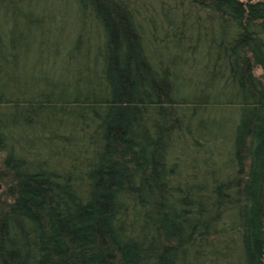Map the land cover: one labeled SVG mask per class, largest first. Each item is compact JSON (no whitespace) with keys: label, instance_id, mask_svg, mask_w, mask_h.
<instances>
[{"label":"trees","instance_id":"16d2710c","mask_svg":"<svg viewBox=\"0 0 264 264\" xmlns=\"http://www.w3.org/2000/svg\"><path fill=\"white\" fill-rule=\"evenodd\" d=\"M32 1L0 0V13L14 21L3 28L6 20L0 16V151L5 154L0 162V241L16 213L32 210L22 195L46 184L42 174L83 167L84 159L97 153L128 160L138 153L131 145L136 136L168 148L160 165L145 166L135 176L146 193L159 194L170 183L179 187L183 200L215 214L223 209L219 192L224 190L232 202L228 231L249 235L256 212L264 241V151L257 191L249 193L245 186L234 189L229 145L209 131L196 113L208 108L223 111L221 98L227 95L251 98L257 105L238 154L242 161L252 157L255 137L264 129L259 110L264 78L257 75L261 65L248 32L224 7L228 0H65L77 8L83 28L76 26L74 37H62L69 19L64 13L59 34L50 37L49 30L35 48L30 33L44 27V17L34 15ZM249 22L262 23L253 16ZM32 54H44L47 65L62 56L79 68L69 80L63 72L45 86L30 85L22 65ZM51 69L44 71L46 76ZM175 82L182 87L180 96L171 89ZM146 106L167 114H159V120L140 116ZM55 150L70 163L60 167L53 157ZM150 157L154 162L157 155ZM109 163L111 168L98 175L93 208L77 204L79 214L65 223L53 204L42 211L47 233L38 248L45 252L44 262L34 255L13 264L139 263V248L118 244L112 228L115 192L128 170ZM160 168L173 175L161 176ZM198 219L194 215V221ZM173 222L160 229L162 247L150 264H173L179 258L174 247L189 229Z\"/></svg>","mask_w":264,"mask_h":264},{"label":"rangeland","instance_id":"374dc122","mask_svg":"<svg viewBox=\"0 0 264 264\" xmlns=\"http://www.w3.org/2000/svg\"><path fill=\"white\" fill-rule=\"evenodd\" d=\"M32 2L36 4L35 8L33 7V10L35 9L34 15L39 17L42 14L44 17V27L40 29L41 31L35 29L30 33L32 44H34L33 48L37 47V44L45 37L43 34L48 33L49 30L50 37L59 34L57 27L63 23L62 20L65 17L63 18L62 14L64 13H68L69 19H67V30L63 32L62 37H74L76 26L80 29L83 28L81 18L76 17L77 8L73 2H65V0L47 4H39L40 1L37 0ZM26 4H30V2ZM224 7L235 16L236 20L248 32L250 44L257 61L261 65L257 70V75L264 78V0H228ZM0 16L6 20L3 28L7 24L10 28L14 24V21L12 22V19L4 16L3 13H0ZM249 16L257 18L262 23L252 24L249 22ZM7 30L11 29H6V32ZM64 48L65 45L62 49ZM43 50L44 54L48 56L47 47H44ZM44 54L38 57H34L32 54L27 59L28 61L22 65L26 70L24 80L30 85L40 86L42 84L45 86L46 83H52L53 78H59V74L64 76L63 72L66 74L64 78L69 80L73 77V72L79 68V64H70L62 56L56 60H50L52 65L50 63L47 65L44 61L46 60ZM33 57L34 59H32ZM49 66L52 69L51 71L48 70L50 75L46 76L44 71ZM171 89L177 92L179 96L182 94V87L178 82H175ZM221 105L223 107L221 112L208 108L198 110L196 113L209 131L221 142L229 145L231 150L230 168L236 174L230 185H233L234 189L245 186L249 193H254L257 191L261 176L264 129L261 134L258 133L255 137L253 155L249 160L242 161L240 159L238 148L245 127L257 104L244 95H227L221 98ZM259 110L260 120L264 124V93L259 103ZM138 114L140 116L145 114L151 119L157 118L159 120V114H167V112L164 109L146 106ZM131 142L138 153L133 154L128 160L112 158L106 152L97 153L91 155L88 161L84 159L85 165L83 167L70 165L71 167L65 170L42 174L46 184H42L43 187L36 191H29L26 194L24 191L22 195L25 203L28 205L30 203L32 210L28 212L25 208L22 213H16L2 234L0 241L2 262L13 264L15 259H21L25 262V260L29 261L32 256L36 255V261L43 263L45 252L38 248L42 244V237H45L47 233L44 229L46 224L44 226L42 222V211L46 210L47 205L51 203L55 212L59 213L60 220L64 222L65 220L70 221L69 217L79 214L77 204L82 205L83 208L86 205L89 209L93 208L97 201L95 189L96 184H98V175L102 173V170L110 169L111 163L109 162L114 161L121 166L118 168L119 170H128L126 172L128 177L121 180L120 186L115 192L112 228L116 240L119 241L118 244L123 246L134 244L139 248L138 264H150L153 255L158 253L162 247L164 238L159 233L160 229L168 224L174 225L173 221L179 225H185V228L188 227L189 229L187 236L178 239L174 247V253L179 258H175L173 264H192V262H198V264H264L263 232L256 212L251 218L252 225L249 235H233L228 231L230 226L228 216L232 209L231 194L224 192V190L219 192V197L223 201V209L215 214L192 200H183L180 197L179 187L170 183H165L159 194L146 193V189L136 183L135 176L145 166L160 165L163 162V154L168 151V148L161 143L156 145L155 142H148L137 136ZM152 154L157 155L154 162L149 161ZM4 155L0 151V162ZM53 157L60 167L61 163L68 165L69 161L60 156L58 151L55 150ZM123 163L125 164L124 167H122ZM159 171L163 177L173 175L172 172H164L162 168ZM47 185L48 189L46 188ZM194 215L199 218L196 222ZM212 221H214L213 226L210 224ZM171 234L169 233L170 236ZM60 236L57 237V241H60ZM118 244H115L116 247L122 248ZM40 252L41 255L39 256ZM66 258L69 259V257ZM85 260L89 261L91 258L87 256ZM33 262L35 261L30 263ZM97 263L100 262L94 261V264Z\"/></svg>","mask_w":264,"mask_h":264}]
</instances>
